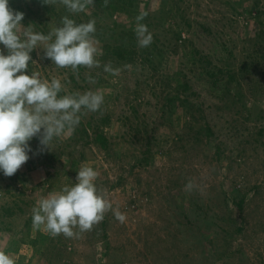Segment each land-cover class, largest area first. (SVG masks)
<instances>
[{
	"label": "rangeland",
	"instance_id": "rangeland-1",
	"mask_svg": "<svg viewBox=\"0 0 264 264\" xmlns=\"http://www.w3.org/2000/svg\"><path fill=\"white\" fill-rule=\"evenodd\" d=\"M142 1L147 2L148 10L153 13L170 7L166 0ZM254 1L179 0V3L185 7L188 5L187 14L192 20L203 23L212 31L207 34L200 31L199 24H194L192 38L197 46L216 57L217 51H224L222 42L226 41L233 51L230 61L237 65L242 56L254 52L253 38L259 29L263 31L259 43L264 46L261 38L264 36V0H258L263 8L259 16L261 24L258 17L252 15L249 19V14L245 12L247 7L254 6ZM93 9L94 4L86 5L84 11L90 13ZM168 19L169 23H173L170 13ZM117 20L129 23L126 15L117 16ZM20 23L42 33L23 20ZM58 25L61 26V22ZM153 30L149 29V32L152 34ZM159 34L162 39L163 35ZM93 41L97 58L101 54V43L95 38ZM43 47V43L38 44L32 57L33 64L39 69L36 72L41 79L49 82L53 78L59 79L64 90L71 95L68 92L70 84L64 83L66 73L54 63L46 66L42 58ZM3 50L4 46L0 44V51ZM177 61V53L165 49L162 70L177 69ZM252 69L253 79L264 82V59ZM133 74L127 73L120 84L119 78L115 77L108 85L95 87L88 82L79 88L80 93L121 91L119 97L112 98L110 102L112 122L105 128L113 138L112 147L117 154L108 155L102 149L92 147L85 150L84 156L75 163L65 165V168L74 170V174H67L55 171L62 168L61 161L55 165L38 162L37 149L29 143L32 149L28 153L29 159L17 170L25 179L23 186L6 187L8 178L0 172V205L12 199V194L3 193L6 188L15 193V187L17 190L23 187L24 190L23 199L17 197L18 201L23 200L24 213L10 217L0 214V249L8 247L7 255L15 264H48V260L51 264H264V145L260 144L264 135L261 137L257 132L264 124V112H258V108L264 109V92L260 94L252 84L250 92L248 83H244L248 94L247 106L253 100L257 106L255 119L245 122L249 129L242 128L244 133L241 135L225 133L232 116L236 115L227 110L211 111L207 120L214 123L216 132L220 131L221 135L217 138L223 152L220 157L215 153V143L206 141L204 137L196 144L192 141L193 130L184 133L182 125L187 117L179 112L173 116L171 125L162 123L157 126L150 164L140 165L136 163V158L140 157L144 143L128 134L120 119L116 120V114L127 107L125 95L128 87L120 88L118 85L128 80L132 88ZM188 74L199 92L197 100L221 102V97L216 95L217 90L209 93L211 87L206 78L191 72ZM156 80V77H151L152 83ZM149 90L147 86L141 88L139 100L144 103L137 107L139 114L145 112L148 117L159 112L155 104L157 99ZM129 97L133 98L134 94L130 93ZM146 100L149 103H145ZM177 131L184 137L182 140L177 139ZM60 136L67 140L69 130L66 129ZM56 145L58 151V139ZM82 166H90L98 173L94 183L112 204L103 221L94 225L91 231L80 232L78 227L74 228L77 235L71 238L63 234L52 236L44 225L35 227L30 222L29 237L37 238L39 243L32 245L23 240L26 233L23 221L32 214L33 207L41 198L61 191L65 185L72 186ZM49 173H52L51 184L46 182ZM189 181L196 186L191 193L185 190ZM253 185H256L255 189ZM243 193L245 202L243 209L239 210L233 198ZM116 211L125 215L124 223L115 218ZM3 221L10 230L2 229ZM237 226L242 229L238 231ZM41 241H45L44 255L40 254V247H43Z\"/></svg>",
	"mask_w": 264,
	"mask_h": 264
},
{
	"label": "trees",
	"instance_id": "trees-1",
	"mask_svg": "<svg viewBox=\"0 0 264 264\" xmlns=\"http://www.w3.org/2000/svg\"><path fill=\"white\" fill-rule=\"evenodd\" d=\"M166 1H169L170 7L165 10L160 8L154 13L148 10L147 2L142 0H107L106 6L105 0H94V9L90 13L85 11L72 13L61 0H55V3L51 5L44 4L42 0H8L10 8L24 13L23 22L25 24L34 26L44 35H48L54 28L58 27L62 17L65 16L73 19L77 24L95 20L96 31L90 35L101 43V54L95 58L99 61L100 67L89 69L81 65L76 70L71 67L58 68L66 73L67 78L64 79V83L70 84L68 92L71 95L80 93L79 88L85 86L88 82H92L95 87H99L102 84L108 85V82L113 81L117 77L120 84L127 73H134L132 88L129 87L130 83L128 80H124L121 86L118 85L120 88L128 87L125 95L127 107L126 109L123 108L119 114H116L118 117L116 120L120 119L122 127L123 125L126 126L125 130L128 134L138 140H142L144 143L140 157L136 158V163L140 165L150 164L157 126L162 123L171 125L173 116H177L179 112L187 117L182 125L184 133L186 131L190 133L193 130L192 141L196 144L201 142L204 137L206 141L215 143V153L220 157L223 154L221 145L217 140L221 135L220 131L216 132L214 123L211 124L210 120H207L209 114L212 113L211 111L216 109L227 110V112L236 115L232 116L225 128V133L233 136L241 135L244 133L242 128L249 129L245 122L255 119L254 114L257 106L255 100L251 101L250 106H247L246 99L248 94L244 88V83H248L250 92L253 90L250 84L256 90L259 89L260 94L264 92V82H257L256 79H253L254 70L252 69V67H256L261 62V59H264V46L259 43L260 35L263 33L262 29H259L255 38H253L254 52H249L246 56H242L238 64L235 65L230 61V55H232L233 51L226 41L222 42L224 51H217L218 55L216 57L202 51L192 38L193 25L199 24L200 31H204L207 34L212 33L211 29L204 26L203 23L191 19L189 14H187L188 5L186 7L182 6L179 0ZM253 3L254 9H252L253 7H247L245 12L249 14L247 16L249 19L253 17L252 15L258 17L261 24L259 16L263 13V8L259 6L258 0ZM168 13L171 14L173 23L168 22ZM120 15H126L129 23L124 20H117V16ZM141 15L144 16V19L139 21V23L147 25L148 30L154 29L151 45L144 48L138 45L135 33L136 17ZM159 32L163 35L162 39L159 38ZM261 38L264 40V36ZM165 49L178 55L176 63L178 67L173 71L162 70V57ZM30 55L31 57L35 55V49ZM43 55L44 50H42ZM44 59L46 66H51L53 62L50 59ZM28 63V74L39 70L33 64L32 59ZM109 64L114 70L119 69L118 75L104 70L105 65ZM189 72L199 75L198 77L206 78L211 87L209 88V93L212 94L213 89L217 90L218 94L216 95L221 97V102L211 103L207 102V100H197L196 97L199 96V92L193 86ZM151 77H156L157 80L152 83ZM247 78L249 79L244 81ZM256 83L257 85H255ZM146 86L149 87L151 95L157 99L155 104L159 111L158 114L152 113L151 118L145 112L139 114L137 109L140 104L144 103V101L139 100V94L141 93V88H146ZM218 91L221 92V95ZM83 93L82 91L81 94ZM101 93L103 94L104 102L100 109L96 112H90L82 108L81 112L78 113L80 117L79 124L72 130L68 129L69 136L67 140H64L62 136L54 137L50 144V149L45 148L43 151H40L39 141L36 137H33L28 142L37 149L35 153L38 162L55 165L56 162L61 161L62 168L55 171L60 170L67 174L73 172L74 174V170L65 168V165L75 163L77 159L82 158L87 149L90 150L92 147H96L102 149L108 155L117 154V151L112 147L113 138L107 133L105 128L112 122L110 102L112 98L119 97L121 91ZM130 93L134 94L133 98L129 97ZM63 95L68 94L62 86V91L58 93V96ZM145 103H149V100H146ZM258 112L263 114L264 109L258 108ZM216 129L219 130V128ZM220 129L223 130L222 127ZM257 132L263 137L264 124L259 127ZM176 135L177 139L182 140L184 138L180 131H177ZM56 139H58L60 146L58 151H56ZM61 140L65 141V143ZM260 144L264 145V140ZM63 157L64 159L62 160ZM51 175L52 173H49L46 178L48 184L52 183V180H50ZM7 178L6 187L22 185L25 182L24 177L17 171L14 175ZM10 183L11 185H9ZM252 187L255 189L256 185ZM15 191L16 193L11 192L9 188L3 191L4 194L9 193L13 196H11V201H5L0 205V214L2 216L10 217L24 213L22 206L23 187H20L19 190L15 187ZM17 197L22 199L18 201ZM233 201L237 208L242 210L245 194L243 193L241 196L233 198ZM30 222H32V214L23 221V226L26 228L23 240L29 244L37 245L39 243L37 238L29 237ZM3 223L2 229L10 230L8 224L4 221ZM236 229L240 231L242 227L237 226ZM42 243L43 247H40V254L44 255L45 241H41ZM0 251L8 254L9 248L6 247L3 250L0 249ZM61 255L62 253L58 254V256ZM48 264H51V260H48Z\"/></svg>",
	"mask_w": 264,
	"mask_h": 264
},
{
	"label": "clouds",
	"instance_id": "clouds-1",
	"mask_svg": "<svg viewBox=\"0 0 264 264\" xmlns=\"http://www.w3.org/2000/svg\"><path fill=\"white\" fill-rule=\"evenodd\" d=\"M42 2L51 5L55 0ZM61 2L70 12L78 13L83 12L86 5H92L94 0ZM23 18L24 13L10 8L8 0H0V44L4 46L0 51V171L7 177L14 175L29 159L28 153L32 149L28 142L33 137L38 139L40 151L50 149L54 137L79 124L78 113L82 108L96 112L104 102L99 91L58 96L62 91L59 79L53 78L49 82L41 79L38 72L28 74L27 71L32 59L30 53L40 43L44 45L42 58L50 59L57 67H71L73 70L81 65L89 69L100 67L90 35L96 31L95 20L77 24L65 16L61 26L44 35L23 27L20 23ZM143 19V15L136 17L135 28L138 45L142 48L150 46L153 41L147 25L139 23ZM104 70L119 74V69L114 70L110 64L105 65ZM97 175L92 167L82 166L72 186L65 185L61 191L41 198L32 209L33 225H44L52 236L63 234L69 238L77 235L73 231L77 227L80 232L91 231L112 209V204L94 183ZM195 187L189 181L185 190L191 193ZM114 215L124 223V214L116 211ZM0 264L15 262L0 251Z\"/></svg>",
	"mask_w": 264,
	"mask_h": 264
}]
</instances>
